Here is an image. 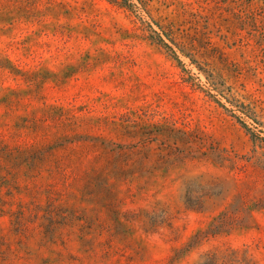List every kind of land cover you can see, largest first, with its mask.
<instances>
[{"label": "rangeland", "instance_id": "rangeland-1", "mask_svg": "<svg viewBox=\"0 0 264 264\" xmlns=\"http://www.w3.org/2000/svg\"><path fill=\"white\" fill-rule=\"evenodd\" d=\"M0 264H264V0H0Z\"/></svg>", "mask_w": 264, "mask_h": 264}, {"label": "trees", "instance_id": "trees-1", "mask_svg": "<svg viewBox=\"0 0 264 264\" xmlns=\"http://www.w3.org/2000/svg\"><path fill=\"white\" fill-rule=\"evenodd\" d=\"M162 41V40H161ZM162 43H163V41H162Z\"/></svg>", "mask_w": 264, "mask_h": 264}]
</instances>
